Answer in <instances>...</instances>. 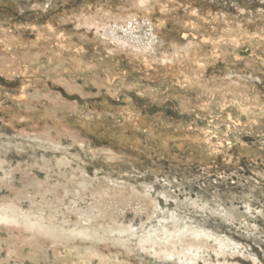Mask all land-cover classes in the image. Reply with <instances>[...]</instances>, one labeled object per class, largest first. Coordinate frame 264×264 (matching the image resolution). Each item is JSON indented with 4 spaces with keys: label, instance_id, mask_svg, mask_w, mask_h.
<instances>
[{
    "label": "rangeland",
    "instance_id": "rangeland-1",
    "mask_svg": "<svg viewBox=\"0 0 264 264\" xmlns=\"http://www.w3.org/2000/svg\"><path fill=\"white\" fill-rule=\"evenodd\" d=\"M199 14L208 24L185 31ZM98 19L130 20L145 42L156 27L161 45L202 41L209 32L212 41L231 34L237 45L219 54L201 49L164 73L163 64L133 66L123 53L114 76H127L129 101L94 85L103 70L74 64L83 54L94 58V41L104 38ZM1 27L21 35L24 46L41 45L54 64H69L67 77L86 95L48 77L44 83L37 65L22 63L11 73L0 66V264H264V0H0ZM60 31L66 43L57 40ZM14 46L0 36L10 59L19 53ZM199 56L206 63L196 72L201 82L185 88L174 76L183 80ZM45 86L80 107L84 128L62 117L63 129L50 123L45 98L37 103L42 109L19 103L24 87L31 93ZM103 97L119 108L102 109ZM129 107L171 128H210L215 141L180 148L168 139L166 150L148 126L120 125L117 114ZM58 128L67 133L62 141Z\"/></svg>",
    "mask_w": 264,
    "mask_h": 264
},
{
    "label": "bare ground",
    "instance_id": "bare-ground-1",
    "mask_svg": "<svg viewBox=\"0 0 264 264\" xmlns=\"http://www.w3.org/2000/svg\"><path fill=\"white\" fill-rule=\"evenodd\" d=\"M199 17H200L199 18L200 22H196V23L189 22V23H187V29L185 31H187L189 29H193V28H198V31H199V29L204 27V24L205 25L208 24L207 22H209V20L205 19L204 15L199 14ZM135 20H137V19H135ZM108 21L109 20H106V19H98L97 20L96 26L98 29L104 30V31H102L104 38L96 39L94 41L95 48L92 51V53L94 54V56H93L94 58L92 59V61L87 60L88 57L85 56V54H83L84 56L81 59H76L74 57L73 61H74V64L78 68L82 69L83 71H86V69H87V70L93 71L94 73H98L99 71L103 70V72L106 73L105 78L100 79L102 77H98V78L95 77L94 80L92 81V82H94V85H96L98 89H101L103 87L106 88L113 95H117L120 93H124V94L126 93L129 101L131 98H130L128 92L127 91L124 92V90L126 89L125 86H127V85L122 84L123 83L122 81H126L125 78L127 76H125L124 74H120V76L118 78H115V76H114L115 71H116V66H118L117 62H121L120 58L123 57V53L127 54L126 56H128L130 64H132L133 66H136L139 64L141 66L146 65V67H148V66L154 67V63H156V64L160 63V64H163L166 68L163 70L164 67L162 69H160L159 66H155L154 68H156V67H157V69L159 68L158 72H163V71H170V72L173 71L174 72L175 71V67H174L175 63H179V64L185 66L186 63L188 62V60L193 59L196 51H200L201 49L202 50H207V49L209 50V48H210L212 51L211 52L212 54H219L220 51L226 50V49H223L224 47L229 48L231 45H237V39H235L234 36L232 37L231 34L229 36L230 39L229 38H223V39L218 38V39H216L218 42L216 40L212 41V39H211L212 37H209L211 35L213 36V32H209V30H211V29H209L207 31L209 33H207V34H205V36L201 37L202 41H196L195 39H189L186 42H184V41L176 42L175 40H173L170 45H165V44L161 45V43H164V41L159 39V37L154 36V34H157L156 33L157 32L156 27H154V26L153 27L155 30L150 35V37L147 38L148 42H145L140 37L135 36L136 32L134 31V29L137 26H134V23L130 22V20L123 19L121 22H116L115 24H111ZM32 24L36 28L40 27V24H38L36 22L32 23ZM121 30L124 33H126V35L124 37L120 36L121 32L119 34V31H121ZM163 31H164V28H163ZM182 32H180V34H182ZM1 35H4L5 38H7L8 42L13 43L15 45L14 47L16 48V50L19 51L17 57L10 59V57H9L10 55H7L8 54L7 50H1L0 49V66L4 67L5 71H8L10 73L15 72V71H20L21 67H22L21 66L22 63H25L26 65H29V66H36L37 65L38 69L35 72L38 75H41L42 78H44V81H43L44 83L47 84L48 78H51V79L57 81L58 83L63 82V84L67 87V89H69L70 93H72L71 91H76V92L81 93L83 96L86 95L85 88L82 85H79L76 82L69 80V78L67 77L71 71V69H70L71 66L69 64L62 65V62L58 63L57 65H56V63L54 64V59L51 56H46V49H44L41 45H39L37 43L36 44L30 43L28 45L25 44L26 46H24L23 41H21L23 37L21 35L18 36L16 34H11L10 31H8L6 28H2V27L0 28V36ZM184 35H185V33H184ZM193 36L195 38L198 37L197 34H193ZM222 36H224V34ZM56 37H57V40L60 42L66 43V41H67V33L65 31H60ZM194 37H192V38H194ZM239 41H240V39H239ZM207 42H212L214 45L209 46L207 44ZM79 43L81 45L78 47H81L79 49H82V47H83L82 43L83 42L81 41ZM124 43L127 44L128 47H122V45ZM215 43H218V44L215 45ZM158 45H159V47L157 48ZM158 50H160L162 53L159 54ZM171 50H173L175 52L173 54V56L172 57H169V56L165 57V55H168ZM104 51L107 52L105 55H103ZM183 51H188L189 56L184 55ZM14 53H15V51H14ZM97 54H99L98 58H96V56H95ZM199 58L200 59H198L197 57L194 58V62H193L194 66H191L188 69H185L182 71L183 75H184L183 80H181V78L179 76L180 74L179 75L174 74L175 75L174 77L176 78V80L178 82H181V85L183 87L188 88V87L194 86L195 83H197V82H201V78L197 76L196 72H197V70L203 71L206 63H205V60L203 59L202 56H199ZM46 59H48L49 61ZM59 61H61V58H59ZM172 67H174V70L172 69ZM170 76L168 75V76H165L164 78L169 79ZM225 83H226V81L224 82V84ZM24 85H26V84H24ZM19 94L20 93H18V95ZM62 97H59L56 93L50 91L47 88V86H45L42 90L33 91L31 93H28L27 87L26 88L24 87L22 89L21 94L17 97V99L19 100V103L22 102L26 106H29L31 108L33 107V108H37V109H39V108L42 109L43 107L38 106L37 103H39V104L42 103L41 99L45 98L49 102V104L48 103L45 104L46 110L48 108L46 115L50 114V113H51L50 115H52L51 117H49L50 123H53V124L57 123V125L61 126V128L63 129L62 124L64 122L63 121L60 122V120H62L60 118L62 117V118H64L65 121H69L72 124H74L80 128H84V126L86 125V122H85V118L79 114L80 113V111H79L80 107L75 105L74 103H70V102L62 99ZM134 100L135 99L133 98L131 101L134 102ZM58 107L61 108L63 111L60 112L58 110ZM100 107L102 109L108 111L109 113H110L111 109L114 110V109H116V107L119 108L118 105L114 106V105L109 104V101L106 97H103V102H102V105ZM134 112L135 111L132 107H129V109H126V108L122 109L120 112L121 114L118 113L117 115H118V118L124 119L125 121L121 122L120 125L121 126L132 125V127H136L138 125L148 126L147 129L144 128L146 130V133L149 134V136L153 138L152 140L154 142L159 143L161 146L164 145V147H162V148H164L166 150L172 149V147H170L169 144L167 143L168 139H170V140L173 139V141L175 143H177V145L180 148H183V147L187 148V147H194V146L203 148V146L205 144L215 141V138H214L216 136L214 134L215 131L210 130V128H196V127H192V126H185L183 124H174L175 126L171 128V127H169V124H170L169 122L160 121L161 119L152 118L149 115L137 114ZM75 115L81 120L80 122L76 121V120L72 121V118L75 117ZM57 117H59L60 120L57 121ZM108 117H109L108 114H100L99 116H96L93 113L87 114L88 119H95L99 122H102L103 124H105L106 121L109 120ZM112 118L115 119L116 114H114ZM115 120L113 122L116 124H119ZM57 131L60 134L59 140L62 141L63 137L66 136L67 133H65L63 130H61L59 128ZM136 136H135V141L137 142L139 140H136ZM73 137H75V135ZM81 141L86 143V141H84L83 139H81ZM140 142H141V140H140ZM219 143H222V141H219L217 144H219ZM134 146L135 145H132V147H134ZM243 148H247V149H249V151H253V149L251 147H241V148H239L241 152L243 151L242 150ZM100 151H103L105 154H107L110 157L112 156L113 159L119 158L117 155H115V151L112 148H108V149L103 148V149H100ZM116 157H118V158H116ZM64 159H66V158H64ZM119 200L121 201L122 198L120 197ZM126 200L131 201L132 198L126 199Z\"/></svg>",
    "mask_w": 264,
    "mask_h": 264
}]
</instances>
